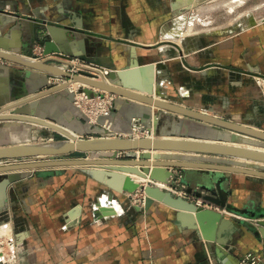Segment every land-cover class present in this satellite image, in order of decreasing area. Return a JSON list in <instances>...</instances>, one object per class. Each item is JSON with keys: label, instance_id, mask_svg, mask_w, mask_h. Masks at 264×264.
<instances>
[{"label": "crops", "instance_id": "crops-1", "mask_svg": "<svg viewBox=\"0 0 264 264\" xmlns=\"http://www.w3.org/2000/svg\"><path fill=\"white\" fill-rule=\"evenodd\" d=\"M160 1L173 9L182 7H173L174 0H0V8L11 12L2 15L0 47L22 53L37 43L46 22L49 39L66 54L85 62L100 60L113 68L128 65L133 57L142 63L162 60L166 65L162 85L170 78L178 82L163 91L174 102L264 129V100L252 79L253 74H264V21L204 51L187 54L164 38L163 24L170 17L168 9L157 5ZM49 76L0 60V108L45 90ZM18 108L85 137L112 135L88 126L65 89ZM152 110L117 96L111 114L113 134H127L133 117H148ZM204 129L202 123L172 114H161L159 120L160 132L183 137L199 138ZM56 135L39 125L0 121V146L56 140ZM181 171L187 187L219 181L226 191V208L204 200L231 220L218 237L221 250L214 243L210 251L198 225L161 201L139 210L131 194L115 192V202L86 166L26 172L7 186L5 212L18 216L16 236L26 249L27 264H238L248 252L264 260V231L259 224L264 220V177L198 168ZM98 198L116 213L98 212Z\"/></svg>", "mask_w": 264, "mask_h": 264}, {"label": "water", "instance_id": "water-1", "mask_svg": "<svg viewBox=\"0 0 264 264\" xmlns=\"http://www.w3.org/2000/svg\"><path fill=\"white\" fill-rule=\"evenodd\" d=\"M11 12L0 8V25L2 15ZM37 35V43L43 53L51 56L36 59L31 46L22 53H15L0 47V58L15 64L45 72L47 75H60L90 87L106 91L120 97L132 99L154 108L148 117L135 116L131 120L128 133L132 132L134 121L143 127L154 130V137H131L114 135L113 124L107 129L106 120L113 122L112 110L107 116H101L97 124H91L88 117L74 103V93L69 94L74 106L79 110L88 126L101 127L112 135L85 137L71 128L52 119L32 113H24L18 107L40 99L53 92L69 89L70 82L50 87L45 90L10 103L0 108V121H18L49 128L64 138L39 142L18 143L0 146V213L7 209L6 188L14 180L19 179L27 171L48 167L86 166L94 179L103 183L113 192L130 193L138 189L145 191L144 206L135 205L139 210L148 209L155 200L161 201L178 210L198 225L202 237L209 242V250L215 243L218 250L223 244L218 238L225 231L231 220L220 210L227 207V193L219 181L197 188L187 187L185 168L214 170L217 172L243 173L264 177V129L254 125L241 123L216 114L196 110L170 101L162 96H155L161 90L158 70L161 64L142 63L137 57L124 67L113 68L93 60L96 64L109 67L107 79H97L91 73L71 74L62 64L71 62L62 59L66 52L49 37L51 31L46 22ZM1 46V44H0ZM73 55L74 54H69ZM255 70V69H254ZM138 76L137 80L132 78ZM161 114H172L202 123L205 126L199 138L177 133L159 131ZM255 147L262 148H253ZM74 152L99 153L97 157L72 156ZM132 175L138 176L136 180ZM153 179L167 184H174L177 179L186 183V192L197 198L209 201L219 208L203 207L188 198L175 195L169 190L151 184H141L139 179ZM98 212L102 215L115 214L113 206H106L98 201ZM6 221V220H5ZM1 222V221H0ZM2 224V223H0ZM228 224V225H227ZM264 231V220H259Z\"/></svg>", "mask_w": 264, "mask_h": 264}, {"label": "rangeland", "instance_id": "rangeland-1", "mask_svg": "<svg viewBox=\"0 0 264 264\" xmlns=\"http://www.w3.org/2000/svg\"><path fill=\"white\" fill-rule=\"evenodd\" d=\"M174 1L175 2H173L172 6L173 7L182 6L181 7L182 10L180 8L181 11L169 7V4L167 2L160 1L159 3H157L158 6H161L164 9H168L166 13L167 14L169 13L170 18H168L163 25L172 26L176 23L175 21L179 17L183 16L182 24L180 27H178L179 29L176 28L175 29L176 31L174 32V34H172V36H168L164 34V38L179 44L183 49V53H187V54L195 53L199 50L204 51L207 47H209L213 43L215 44L218 43L219 41L227 40L229 38H233L237 35H240L243 32L255 27L257 24H259V22L264 21V0H174ZM175 10L179 12L176 13ZM178 32L181 34L179 35ZM177 47L179 48V46ZM69 56L79 59L78 57L73 55H69ZM145 63H150V62H145ZM152 63L161 64V67L158 70L159 72H161L162 69L166 67L165 63L162 62V60L161 62L155 61ZM259 76L264 78V74L258 73V74H253L252 79L254 80V83L259 90V94L261 98L264 100V84H261L257 81V78ZM161 79L162 80L164 79L163 75H161L160 77V83H161L160 91H162L163 97L174 102V100L169 98V96L167 97L163 91H165L164 88L168 84L173 85L178 82L176 81L175 78H170V80L167 81V84L162 85ZM68 90L70 89H67V91ZM157 92L160 93L159 91ZM237 97L240 96L237 95ZM203 111L209 112L208 110H203ZM210 113L214 114L213 112ZM175 116H179V115H175ZM55 138L61 139L64 137L57 133ZM99 155H100L99 153H89V152L88 153L79 152L78 154L77 152H74L72 154V156H79V157H94ZM0 162H5V161H0ZM36 170L39 171V169ZM3 178L4 175L0 177V181ZM144 180L143 182L140 183L145 185L149 184L147 183L149 178ZM170 185L177 186L179 189H183V187L184 189L186 188V184L183 181H180L179 183L175 182L174 184H170ZM136 191L137 190L130 192L129 194L131 195L135 194ZM114 193L115 192H113V199L115 200V202L118 203ZM130 200H131V196H130ZM98 201L99 198L96 200V203ZM0 221H1L0 223H2L0 224V226L7 225L9 226V230L11 229L9 232L11 233L10 236H8L9 235L8 232L0 233L1 234L0 251L2 252V253L0 252L1 255L0 264H27V260L25 259L26 249L24 248L23 244L19 242L16 236V232L18 231V224L20 223V221L18 220V216L12 213L8 215L4 211L3 213H0ZM6 222H8V224H5ZM10 238L13 239V242H11Z\"/></svg>", "mask_w": 264, "mask_h": 264}, {"label": "built area", "instance_id": "built-area-1", "mask_svg": "<svg viewBox=\"0 0 264 264\" xmlns=\"http://www.w3.org/2000/svg\"><path fill=\"white\" fill-rule=\"evenodd\" d=\"M33 54L35 55L36 59H44L48 58L51 55L43 53V48L39 45H36L33 49ZM62 59L71 62V64H62L65 69L71 73V74H84L85 72H89L92 74L93 77L97 79H107V76L110 72V69L104 66H101L99 64L93 63V62H84L80 61L77 58H73L69 56L68 54H65V56L61 57ZM0 60H2L0 58ZM70 82L68 85V88L74 93V103L75 105L81 109V111L88 117L89 122L91 124H97L98 119L101 116H107L112 110L113 101L116 98L115 94L102 91L99 89H96L94 87H90L86 84L75 82L71 83V79H68L66 77L60 76V75H50L48 77V84L50 87L61 85L66 82ZM257 81L261 84H264V78L259 76L257 78ZM77 84V85H76ZM96 103L100 110L96 112L95 115H92L89 111H87L85 108H83V104L85 103ZM113 122L110 120H106V124L104 125L107 129H109L112 126ZM116 136H131V137H154V130L149 129L147 127H143L141 123L134 121L132 125V132L127 134H115ZM180 180L177 179L176 183H179ZM147 183L159 186L163 189L169 190L175 195L182 196L184 198L191 199L193 195L186 192L184 189H179L177 186H172L170 184L160 182L157 180L149 179ZM131 201L134 205L144 206L145 203V191L143 189H138L135 194L130 195ZM198 205H201L203 207H207V203L204 202L201 198H198L195 201ZM5 224H8L6 222ZM11 239V238H10ZM11 242H13V239H11ZM213 255L208 254V257L211 258ZM238 264H264V260L259 257L257 254L253 252L246 253L239 261Z\"/></svg>", "mask_w": 264, "mask_h": 264}, {"label": "bare ground", "instance_id": "bare-ground-1", "mask_svg": "<svg viewBox=\"0 0 264 264\" xmlns=\"http://www.w3.org/2000/svg\"><path fill=\"white\" fill-rule=\"evenodd\" d=\"M179 3V2H178ZM178 7V6H177ZM249 15V14H248ZM183 17V16H182ZM182 17H179L175 22V24L174 25H172V26H167V27H165V29H164V33L166 34V35H168V36H172V34H174V32L176 31L175 29L176 28H178V27H180L181 26V24H182V20H183V18ZM188 23V22H187ZM179 29V28H178ZM182 32V31H181ZM179 33V32H178ZM189 33V32H188ZM176 36V35H175ZM174 38V37H173ZM132 78H135V79H137V80H139L140 78L138 77V76H134V77H132ZM71 83H75V82H71ZM77 85V84H76ZM160 92V94L162 95V97H163V93H162V91H159ZM155 96H157V97H160V95L159 94H157V93H155ZM83 108H85L87 111H89L92 115H95L96 114V112L98 111V109L100 110L101 108H99L98 106H97V104L96 103H90V104H88L87 102L85 103V104H83ZM251 147H253V148H262V147H255V146H253V145H251ZM105 204V203H104ZM11 230V229H10ZM10 230H9V226H7V225H1L0 226V233H6V232H10ZM10 234L11 233H9V235L8 236H10ZM1 235V234H0ZM5 236V235H4ZM1 252V251H0ZM2 253V252H1ZM1 256V255H0ZM3 258V257H2Z\"/></svg>", "mask_w": 264, "mask_h": 264}, {"label": "trees", "instance_id": "trees-1", "mask_svg": "<svg viewBox=\"0 0 264 264\" xmlns=\"http://www.w3.org/2000/svg\"><path fill=\"white\" fill-rule=\"evenodd\" d=\"M79 152H77V154H78Z\"/></svg>", "mask_w": 264, "mask_h": 264}]
</instances>
